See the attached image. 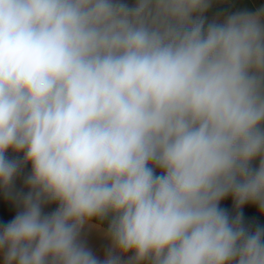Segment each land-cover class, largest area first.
<instances>
[{
  "label": "clouds",
  "instance_id": "9594fccd",
  "mask_svg": "<svg viewBox=\"0 0 264 264\" xmlns=\"http://www.w3.org/2000/svg\"><path fill=\"white\" fill-rule=\"evenodd\" d=\"M214 2L0 0V264H264V5Z\"/></svg>",
  "mask_w": 264,
  "mask_h": 264
},
{
  "label": "crops",
  "instance_id": "0c3cea01",
  "mask_svg": "<svg viewBox=\"0 0 264 264\" xmlns=\"http://www.w3.org/2000/svg\"><path fill=\"white\" fill-rule=\"evenodd\" d=\"M251 1L254 4L255 9H258L262 5H264V0H251ZM229 2H230L229 0H223V2H219V0H216V2H214V4H213L212 8H216V7L228 4ZM209 17H211V16H209ZM15 187L18 190L27 191V189L23 185V177L22 176L17 178V180L15 182ZM222 206L229 207L230 210H232V204H231L230 200L223 202ZM15 211H16V209L13 208L12 209V215L15 214ZM243 211L245 214L246 223H248L252 226H255V225L264 226V215H260L257 211H255L251 208H248V207H245L243 209ZM84 237L87 240L89 246L94 250V252L101 259H103L105 252L109 248V242L107 240L101 238L100 236L96 235L93 230H90L87 228L84 230Z\"/></svg>",
  "mask_w": 264,
  "mask_h": 264
},
{
  "label": "trees",
  "instance_id": "16d2710c",
  "mask_svg": "<svg viewBox=\"0 0 264 264\" xmlns=\"http://www.w3.org/2000/svg\"><path fill=\"white\" fill-rule=\"evenodd\" d=\"M230 2L228 4L212 8L207 13L208 16H213L218 11H253L256 10L254 4L251 0H229ZM13 155V154H9Z\"/></svg>",
  "mask_w": 264,
  "mask_h": 264
}]
</instances>
